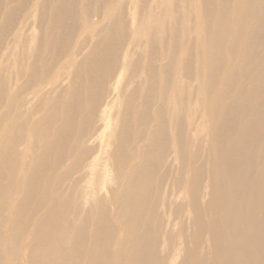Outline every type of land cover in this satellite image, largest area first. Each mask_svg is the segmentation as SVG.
Segmentation results:
<instances>
[{"label": "bare ground", "instance_id": "bare-ground-1", "mask_svg": "<svg viewBox=\"0 0 264 264\" xmlns=\"http://www.w3.org/2000/svg\"><path fill=\"white\" fill-rule=\"evenodd\" d=\"M0 264H264V0H0Z\"/></svg>", "mask_w": 264, "mask_h": 264}]
</instances>
